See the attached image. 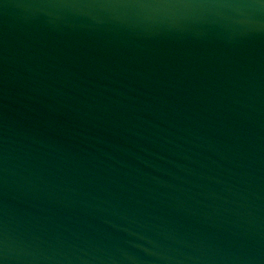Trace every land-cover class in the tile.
<instances>
[{
    "label": "water",
    "instance_id": "water-1",
    "mask_svg": "<svg viewBox=\"0 0 264 264\" xmlns=\"http://www.w3.org/2000/svg\"><path fill=\"white\" fill-rule=\"evenodd\" d=\"M0 264H264V0H0Z\"/></svg>",
    "mask_w": 264,
    "mask_h": 264
}]
</instances>
